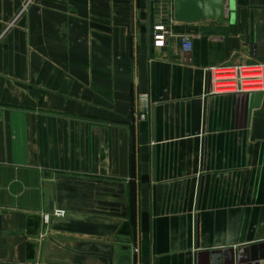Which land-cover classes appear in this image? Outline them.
<instances>
[{
	"label": "crops",
	"instance_id": "crops-1",
	"mask_svg": "<svg viewBox=\"0 0 264 264\" xmlns=\"http://www.w3.org/2000/svg\"><path fill=\"white\" fill-rule=\"evenodd\" d=\"M24 2L0 0V212L25 214V261L0 264H264V90L204 87L208 66L264 65V0H224L221 22L176 21L173 0ZM97 180L122 190L115 232L43 222L61 186Z\"/></svg>",
	"mask_w": 264,
	"mask_h": 264
},
{
	"label": "water",
	"instance_id": "water-1",
	"mask_svg": "<svg viewBox=\"0 0 264 264\" xmlns=\"http://www.w3.org/2000/svg\"><path fill=\"white\" fill-rule=\"evenodd\" d=\"M228 8L234 9V0H227ZM224 15V0H173V16L176 21L193 22L201 19H216L222 21ZM208 86V76H204L205 91ZM201 162L203 155L201 154ZM87 185L88 191L70 190V196L63 193L64 187L58 189L57 201L66 209L61 217H52L50 225L53 229L79 232L95 235H109L117 229V223L112 217H124L126 211L120 210L121 202L106 199L107 196L120 198L122 190ZM67 184V182H65ZM70 188V187H68ZM25 214L21 212H0V251L17 247L18 261L24 262L26 235Z\"/></svg>",
	"mask_w": 264,
	"mask_h": 264
},
{
	"label": "built area",
	"instance_id": "built-area-1",
	"mask_svg": "<svg viewBox=\"0 0 264 264\" xmlns=\"http://www.w3.org/2000/svg\"><path fill=\"white\" fill-rule=\"evenodd\" d=\"M32 0H25L21 11ZM16 16L11 20L2 32H0V38L4 32L15 22ZM169 30L164 23H158L153 26V44L155 46H163L165 36ZM182 45L185 49H189L192 46L191 37L188 34H181L180 36ZM208 76L207 90L209 92H253L264 90V65L259 62L244 63V64H232V65H211L206 68ZM148 103L149 97L147 93L139 94L137 97V111L138 117L141 120L147 118L148 115ZM65 208H53L42 214V220L45 224H48L52 217H61L65 214Z\"/></svg>",
	"mask_w": 264,
	"mask_h": 264
}]
</instances>
